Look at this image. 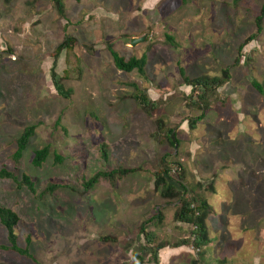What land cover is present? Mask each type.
<instances>
[{"label":"rangeland","instance_id":"374dc122","mask_svg":"<svg viewBox=\"0 0 264 264\" xmlns=\"http://www.w3.org/2000/svg\"><path fill=\"white\" fill-rule=\"evenodd\" d=\"M61 1L64 18L47 0H0V169L15 178L0 179V206L17 215L16 244L24 248L28 237L32 257L4 249L0 225V264H152L137 232L146 219L161 217L145 226L154 244L191 239L192 227L174 221L177 201L154 188L163 167L186 196L212 208L200 264H264V14L261 32L237 52L255 33L264 0ZM65 35L75 39L74 51L61 52L54 72L67 98L50 80L53 50ZM108 44L124 59L144 55V77L116 70ZM178 68L189 79L219 77L227 68L229 79L205 95L204 108ZM131 83L157 102L154 117L176 128L175 148L159 142ZM201 112L190 130L187 121ZM30 125L34 135L15 161V141ZM44 146L45 162L32 167L34 151ZM116 168L133 172L83 190L94 173ZM21 174L34 193L17 186ZM48 184L61 187L43 194ZM188 250L174 264L197 258Z\"/></svg>","mask_w":264,"mask_h":264},{"label":"trees","instance_id":"16d2710c","mask_svg":"<svg viewBox=\"0 0 264 264\" xmlns=\"http://www.w3.org/2000/svg\"><path fill=\"white\" fill-rule=\"evenodd\" d=\"M52 3L56 13L61 18H64V7L61 0H47ZM186 0H181L184 3ZM264 14V2L259 10L258 15L254 19V26H255V33L247 37V39L238 47V54L241 55V50L248 42L253 40L256 35L261 32V21L262 16ZM168 43H172V38L169 36L165 37ZM75 39L72 37L65 35L61 42H59L52 54V66L50 68V80L54 87L55 92L63 97L67 98L70 94L69 91H65L62 86V78L58 76L54 72V66L56 63L57 58L61 54L62 51H65L67 54H71L74 51L75 46ZM111 44V43H110ZM107 45V51L112 58L113 66L116 70L121 71L123 73H130L135 71L139 76L144 77V68L146 64V58L142 55L139 58L130 57L128 59H124L123 57L119 56L117 52H115L111 45ZM239 56L236 57L234 61V65H237L239 62ZM76 59V58H75ZM178 72L180 77L183 80V83L190 87V92L192 93L194 89H198L200 94L198 95V100L200 101V105H203L205 108V95L210 92L214 91L215 89L221 87L224 83H226L229 79L228 69H222L220 72L219 77L209 78L207 76H198L193 79H189L185 76V73L182 68H178ZM66 73V72H65ZM251 87L260 95L263 94L262 88L258 83L255 81L250 82ZM134 90V94L132 95L133 100L138 104L141 110L149 117L153 118V125L155 128V134L161 135L159 142H166L170 147L175 148L178 145V140L176 138V131L175 127L166 126L165 122L161 118L154 117V111L157 109L158 104L157 102L151 101L144 90H141L135 85L134 83L129 84ZM191 98V97H190ZM196 104L197 102H192ZM199 103L194 105L196 108H199ZM203 110V108H202ZM203 113L201 112L198 116L193 118L192 120L187 121L188 128L193 130L195 124L203 119ZM35 126L30 125L23 128L22 132L20 133L19 137L15 141V150L12 154L13 160H19L22 156L23 151L25 150L30 138L34 135ZM49 153V147L44 146L40 149H37L33 153V157L31 159V165L34 168H39L45 162ZM53 155V163L56 165L62 164L63 158L56 154L52 153ZM102 157L105 160L106 154L105 151L102 150ZM178 167V172H181L180 165L176 163ZM133 170L131 169H124V168H116L110 171H103V172H96L92 176H90L87 180L82 182V188L84 191L91 190L100 179L106 180L110 183H113L115 178H122L127 174L132 173ZM179 176V174H178ZM0 179H11L15 181L14 176L12 173L6 171L5 169H0ZM18 187H25L29 192L34 193V183L30 180V178L25 175L21 174L20 180L17 182ZM61 186L57 184H48L43 191L45 193H53L56 189H59ZM154 188L159 192V195L163 199H175L178 203V207L174 213V221L181 225H190L191 229V239L183 238L179 240V242L174 243H156L154 244L155 235L152 232H146L145 226L148 223H151L153 220L160 221L161 217L159 213L155 214L153 217L146 219L143 223L137 228V232L143 237L145 246L143 247L142 251L147 253L150 256V260L152 264H158V256L157 253L160 249L164 247H189L196 252L197 258H193L190 261V264H200L201 259L205 252L207 251L210 239L207 236V232L205 229V222L207 217L212 214V208L202 199H199L196 196H186V189L185 187L177 183L175 180H172L169 177V169L162 168L158 171L155 175L154 180ZM19 219L17 215L11 211L10 209L4 208L0 206V225L3 227L6 233V240H7V247H3L4 249L11 251L19 256L25 257L27 259H32L29 250V238H25V247L19 248L16 244V236H15V227L18 223ZM110 238H103L102 240H109ZM139 259V257H138Z\"/></svg>","mask_w":264,"mask_h":264},{"label":"crops","instance_id":"0c3cea01","mask_svg":"<svg viewBox=\"0 0 264 264\" xmlns=\"http://www.w3.org/2000/svg\"><path fill=\"white\" fill-rule=\"evenodd\" d=\"M176 225H181V224H176ZM189 247H177V248H172V247H164L160 249L157 253L158 256V264H174L176 258L180 255L183 254L184 256H189L190 252L188 250Z\"/></svg>","mask_w":264,"mask_h":264},{"label":"water","instance_id":"95a60500","mask_svg":"<svg viewBox=\"0 0 264 264\" xmlns=\"http://www.w3.org/2000/svg\"><path fill=\"white\" fill-rule=\"evenodd\" d=\"M144 39H145L144 36L141 37V38H132V39L129 40V45L130 46H135L136 44L143 42Z\"/></svg>","mask_w":264,"mask_h":264}]
</instances>
